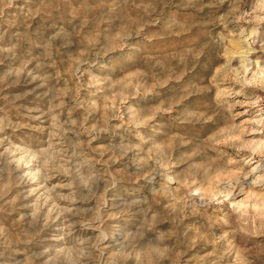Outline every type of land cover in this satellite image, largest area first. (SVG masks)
Instances as JSON below:
<instances>
[{"label": "rangeland", "instance_id": "374dc122", "mask_svg": "<svg viewBox=\"0 0 264 264\" xmlns=\"http://www.w3.org/2000/svg\"><path fill=\"white\" fill-rule=\"evenodd\" d=\"M252 31L264 0H0V264H264Z\"/></svg>", "mask_w": 264, "mask_h": 264}, {"label": "bare ground", "instance_id": "6f19581e", "mask_svg": "<svg viewBox=\"0 0 264 264\" xmlns=\"http://www.w3.org/2000/svg\"><path fill=\"white\" fill-rule=\"evenodd\" d=\"M249 34H250V36L248 38L241 40V43H239L236 47L237 53L236 52L235 53L239 55V58L235 57V55H234L235 53H231L229 55L228 61H229L230 65L234 66V65L239 64V65H241L242 68L246 69V66H248L250 63H248V62L244 63V61L249 60L250 58H255L257 60V58L259 57L260 51L264 49V47L261 48L258 44L252 45V43L255 41L254 40L255 36H254L253 31L250 32ZM251 38H252V40H251ZM242 57H244V59H241ZM155 183H156V186L157 187L160 186V188H163V186L165 185L164 182H160V181H157Z\"/></svg>", "mask_w": 264, "mask_h": 264}]
</instances>
